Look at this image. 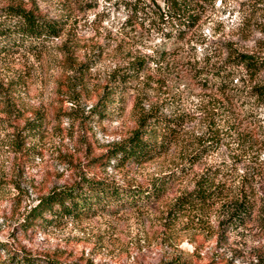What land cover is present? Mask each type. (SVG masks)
Here are the masks:
<instances>
[{
  "label": "rangeland",
  "instance_id": "1",
  "mask_svg": "<svg viewBox=\"0 0 264 264\" xmlns=\"http://www.w3.org/2000/svg\"><path fill=\"white\" fill-rule=\"evenodd\" d=\"M21 1L50 18H64L68 26L46 51L0 56V80L18 81L9 99L0 102V242L15 251L78 264H160L174 258L194 264L257 263L264 256V205L182 208L173 203L193 188L206 167L231 162L234 156L228 185H239L241 175H246L258 187L264 186V145L254 144L255 137L264 135V106L259 108L261 128L248 122L255 115L239 123L251 109L247 105L235 109L232 118L223 117L225 144L170 182L166 195L154 205L74 218L63 224H40L29 217L41 195L84 177L149 186L158 177L174 176L171 173L181 168L185 150L195 146L205 128L203 98L209 90L203 88L199 68L206 60L220 63L235 51L264 56V31L257 24L256 2L189 0L200 19L184 38L174 39L168 36L172 24L168 17L158 16L152 0H142L138 13L125 7V0ZM9 2L0 0V6ZM67 38L78 59L90 69L85 92L73 101L57 90L62 73L57 45ZM162 51L166 69L159 71L151 58ZM134 59L147 60L149 70L131 78L123 98L102 107L103 88L127 73ZM246 84L242 81L241 89ZM242 95L246 100L245 92ZM138 98L146 107L184 116L180 142L141 165L89 164L92 157L103 155L130 134ZM8 102L16 116L9 114ZM234 117L231 131L228 125L232 127ZM239 133L251 134L253 147L246 141L245 146L227 144ZM6 251L3 257L8 256Z\"/></svg>",
  "mask_w": 264,
  "mask_h": 264
},
{
  "label": "trees",
  "instance_id": "2",
  "mask_svg": "<svg viewBox=\"0 0 264 264\" xmlns=\"http://www.w3.org/2000/svg\"><path fill=\"white\" fill-rule=\"evenodd\" d=\"M152 1L158 8V16L162 19L168 17L172 24L168 36L174 39L184 38L188 30L195 27L200 19L198 10L188 2L189 0ZM254 1L260 18L257 24L264 31V0ZM140 2L144 1H123L124 6L131 7L135 13L139 12ZM67 26L64 18H50L37 8L27 7L21 0H10L9 3L0 6V56L6 57L21 52L39 54L46 51L56 39L63 36ZM57 47L62 55L60 61L62 73L57 85L58 95L73 101L87 88L89 65L78 59L69 38ZM151 59L157 64L159 71L166 69L163 62L166 59L164 51L158 53L157 58ZM127 68V73L123 74L125 78L123 75L116 77L115 83L103 88L100 94L102 107L106 108L111 101L123 98L122 92L129 89L126 85L131 83V78L146 72L149 62L145 59H134L130 61ZM197 72L203 88L209 90L208 97L203 98L202 112L205 128L197 137L195 146L185 150L181 168L178 172L171 173L174 176L163 175L156 178L149 186H128L106 179L84 177L73 185L54 188L41 195L32 207L30 219L40 224H63L74 218L88 219L101 213L114 214L127 208L154 205L166 195L170 182L189 173L200 160L212 155L225 144L222 136L224 129H221L223 117L230 115L232 118L235 109L247 105L251 109L245 111L239 123L255 115L248 122H255L257 127H262L263 119L259 116V108L264 106V56L235 51L220 63L210 64V60H206L204 66H201ZM242 81L249 82L243 89H241ZM16 82H18L17 79H11L8 83L0 80L1 104L9 99L10 89L14 88ZM242 92L247 95L244 101ZM6 106L7 110H10L9 114L16 116L17 113L15 109H11L10 102ZM133 115L135 127L131 129L130 134L122 141L115 143L103 155L92 157L89 164L105 166L115 161L118 166L132 163L141 165L177 146L183 136L185 129L183 115L171 116L162 113L155 106L146 107L142 105L139 98L135 101ZM234 120L232 127L228 125L231 131L236 124L235 117ZM251 136V134L245 136L239 133L237 139L227 144L238 142L239 146H245V143L247 145L250 143L249 146L253 147ZM254 140L256 141L254 144L258 147L264 145V135L257 136ZM243 152L247 151L243 149ZM235 158L237 157L234 156L233 161ZM233 161H218L206 167L196 179L193 188L177 196L173 205H182V208L185 205H264V186L258 187L254 179L241 175L239 185L235 187L228 185L229 166ZM6 249L8 256L3 257L2 252ZM0 264L78 263L15 251L0 242ZM160 264L194 263L174 258ZM255 264H264V256Z\"/></svg>",
  "mask_w": 264,
  "mask_h": 264
}]
</instances>
